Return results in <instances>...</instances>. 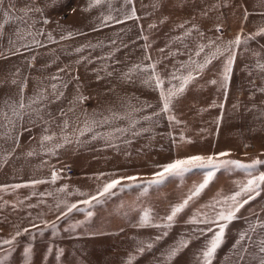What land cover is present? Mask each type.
<instances>
[{
	"label": "rangeland",
	"instance_id": "374dc122",
	"mask_svg": "<svg viewBox=\"0 0 264 264\" xmlns=\"http://www.w3.org/2000/svg\"><path fill=\"white\" fill-rule=\"evenodd\" d=\"M133 10L134 17L126 19ZM108 16L113 19L105 20ZM117 19L123 22L116 23ZM261 29L264 0H100L98 4L95 0H0V43L19 41L23 47L0 45V65L13 59L19 76L34 79L32 87L44 91L48 85L47 107L44 101L36 103L35 112L42 114L34 123L33 138L38 142L33 154L65 153L63 165L53 169L55 180L48 183L64 190L34 192L31 232L20 230L15 217L10 223L0 218V241L26 232L31 245L29 249L28 243L24 247L16 240L0 244V264L202 263L206 241L218 228L189 220L201 219L205 213L213 216V209L206 206L237 191V184L249 178L243 170L231 165L214 169L209 185L168 228L137 225L149 210L152 222H164L170 207L182 202L208 169L172 177L147 194L141 188L120 191L118 186L99 204L79 202L96 195L112 179L136 176L137 184L151 181L158 165L178 158L227 152L219 159L246 164L264 160V71L257 67L264 65ZM238 35L242 43L229 47ZM217 49L221 52L213 57ZM230 54L232 70L225 82ZM206 58L211 62L198 70L196 66ZM145 66H154L165 90L179 85L178 80L169 83L172 73H192L194 79L173 101L169 113L154 115L160 113V91L153 70H140ZM35 72L44 78L36 81ZM14 80L19 89L26 86L21 79ZM8 86L0 84V90ZM45 136L52 139L43 140ZM259 172H264V165L255 170ZM4 199L0 195V204L6 203ZM73 203L80 210L61 216ZM255 219L264 224V186L227 224L212 261L223 251H259L264 227L255 237ZM74 228L79 229V238H65ZM208 228L212 231L201 234ZM62 234L68 241H59ZM187 238V247L173 258L171 250ZM139 247H144L142 254Z\"/></svg>",
	"mask_w": 264,
	"mask_h": 264
},
{
	"label": "crops",
	"instance_id": "0c3cea01",
	"mask_svg": "<svg viewBox=\"0 0 264 264\" xmlns=\"http://www.w3.org/2000/svg\"><path fill=\"white\" fill-rule=\"evenodd\" d=\"M0 45L2 48L8 49L23 48L20 46L19 41L4 42L0 43ZM13 62V59L6 58L0 65V67L3 66L0 69V84L4 86L10 85L0 90V195H2V198L6 196V199L3 200L6 203L0 204V218L3 216L10 223L13 217H15L20 230L28 229L31 232L33 224L32 198L34 192L44 194L48 190L51 193L60 194L64 190L54 188L52 184L48 183L53 181V169L63 165L61 163L64 160L65 153L64 151H54L47 154V151H44L36 155L33 154L34 147L37 146L36 143L38 142L37 138H33L34 123L41 120L40 115L42 114L35 112L37 109L36 103L41 104L44 101L47 107L48 85H44V91L38 89L37 86L32 87L31 83L34 79L25 74L19 76L17 70L14 68L16 65ZM33 68V71H35V67ZM14 77L21 79L20 82L24 81L23 83H26V86L24 85L25 87H23L26 89L22 93L21 89H19L20 87L18 88V85H14ZM35 78L36 81H39L44 76L36 75ZM53 86H55V89L56 85L54 83ZM21 101L25 105L23 109L19 107ZM32 101L36 102L32 103ZM14 111H18L20 117L15 116ZM44 180H48V182L44 183ZM35 189H39V192H36ZM91 192L93 193L94 191ZM61 206L63 205L61 204ZM27 218L29 223H26ZM256 220L259 219L254 220L255 237H259L262 233V227H260L261 224L257 223ZM184 221H188V219H184ZM153 223L161 224V221L158 220ZM73 230V233L65 234V238H69L70 236L71 238H79V235H81L78 232L79 229L75 230L74 228ZM259 230H261V233ZM29 234L21 232V235L16 237V242L26 247V244H29L27 240V235ZM95 234L97 235V233ZM236 237L235 235L234 238ZM9 238L11 239V237ZM65 238L62 234L59 241H68ZM185 241H188V238ZM63 247L62 249H64ZM30 248L31 245L29 244ZM188 253L191 254L190 256H193V251H188ZM260 258H264V255H261L258 250L223 251L220 257L217 258L216 256L212 264H243L244 262L252 264L253 260V264H257L256 260L259 264ZM174 263H176V260Z\"/></svg>",
	"mask_w": 264,
	"mask_h": 264
},
{
	"label": "snow or ice",
	"instance_id": "6c2138e0",
	"mask_svg": "<svg viewBox=\"0 0 264 264\" xmlns=\"http://www.w3.org/2000/svg\"><path fill=\"white\" fill-rule=\"evenodd\" d=\"M98 4L100 0H95ZM126 3H132V0H126ZM135 15L134 10L131 16L126 17V19L133 18ZM113 17L108 16L105 17V20H112ZM47 22V21H45ZM123 21L117 19L116 23H122ZM219 30V29H217ZM261 32H264V29H261ZM71 36V34H69ZM251 38V37H249ZM242 43L240 36L238 35L234 41L230 42L229 47L232 46H239ZM227 50V49H225ZM203 51V48L200 49ZM221 50L217 49L216 53H213V57L217 54H220ZM199 54V53H198ZM211 61L206 58L204 64L197 65V69H203L208 63ZM232 62V57L230 54V59L228 65H226L224 73H223V80L226 82L229 79V73L231 72L230 64ZM184 67V66H182ZM257 67L264 71V65L257 64ZM149 68L153 70V79L155 80V87L160 91V113H154V115H160L161 113H169L171 111V106L173 101L180 96L188 83L194 79L192 73H189L187 76H178L176 73H172L170 76L169 83L171 84V80H178L179 85H171L167 90L163 88V81L159 79L158 76L155 75L154 66H145L140 68L141 71H148ZM55 79V77H54ZM148 83V81H145ZM211 83L215 84L216 81H212ZM23 85L21 86V93L23 92ZM55 87V86H54ZM85 99L81 97V102ZM36 101H32L35 103ZM19 107L23 109L25 107L23 101L20 102ZM151 107V105H149ZM222 107V106H221ZM14 115L20 117V113L18 111H14ZM145 119H151V117H146ZM171 119H174L171 118ZM109 121L105 118L102 123L106 124ZM91 130V129H89ZM43 140H50L52 137L45 136L42 138ZM62 145H56V147H61ZM229 155L227 152H220L215 155H208L207 157L201 155H192L187 156L184 158L175 159L169 163L158 165L159 171L153 173V178L151 181L146 183L137 184L135 183L139 178L136 176H123L116 179H112L108 182H105L103 186L98 190L96 195L90 196L88 199L82 200L79 203L86 205V206H93V202L99 204L102 202V198L109 197L114 195V189H117L119 186V190L123 191L126 188H141L142 194H147L149 189L154 185H160L165 183L166 180L172 177H183L186 173L191 172L194 169H208L206 174L203 177V180L198 184H194L193 187L189 190V193L183 198L182 202L172 205L170 207V212L166 216H164L163 223L161 224H154L152 222V215L151 211H145L138 222V227H158V228H168L172 225L175 218L178 214H180L185 208H187L193 200L200 196L203 190L209 185L214 177V169L231 165L236 169L243 170L247 176L249 177L245 183L237 184L238 190L233 192L231 195L223 196L220 199H216L211 204L207 205L206 207L212 208L214 211V215L209 217L206 213L202 214L201 219L190 218L189 223H203L208 225H216L218 231L214 233V235L206 241L205 248L202 250V264H212V259L216 254L217 249L221 246L223 242V235L225 232V228L228 223L232 222L234 219L237 218V213L240 211L241 208L244 207L245 204H248L249 201L255 199V196L260 194L262 190V186H264V172H259L258 174L255 173V170L258 166L264 165V160L259 158L253 159L250 163H243L238 160H221L219 157H224ZM109 175L106 173H101L100 176ZM55 173L53 174V181L55 180ZM99 179V177H97ZM130 181L133 182L131 184H123L122 181ZM80 195H86L85 193H79ZM246 196L247 199H241L242 197ZM217 206H219V210L217 211ZM73 209L80 210L77 208V204L73 203L71 206L68 207V211L66 213H61V216H67L68 213H71ZM87 215L90 217L92 212L89 211ZM57 219H60L58 217ZM47 226V225H46ZM53 229H55V223L50 225ZM35 227V226H34ZM260 227H264V224L260 225ZM254 231V228L252 229ZM24 231H27L25 229ZM201 234H204L205 231H212L211 228L207 230L201 229ZM167 233L165 232L164 235ZM21 235L20 232L16 233V236ZM161 237H157L156 239H160ZM15 240V237L12 240H3L0 241V244L3 245H10ZM188 241H181L180 245L177 248L171 250L170 255L174 258L178 251L181 248L187 247ZM153 245L148 244L147 247L151 249ZM138 251L142 254L144 251V247H139ZM259 253L264 255V241H261V246L259 248ZM131 264V261H129ZM259 264H264V259H261Z\"/></svg>",
	"mask_w": 264,
	"mask_h": 264
}]
</instances>
